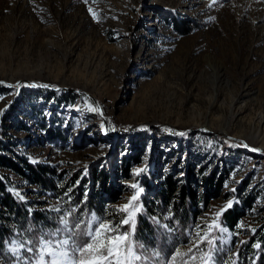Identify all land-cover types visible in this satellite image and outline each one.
<instances>
[{"label": "rangeland", "instance_id": "374dc122", "mask_svg": "<svg viewBox=\"0 0 264 264\" xmlns=\"http://www.w3.org/2000/svg\"><path fill=\"white\" fill-rule=\"evenodd\" d=\"M52 122L62 137L41 126ZM0 153L52 169L55 190L0 173L54 223L73 210L119 221L138 184L137 218L147 210L167 235L172 209L155 192L170 177L176 194L190 164L207 200L175 247L194 248L215 219V264H255L245 250L254 238L259 250L264 228V0H0ZM229 202L242 209L234 230L221 220ZM14 232L5 248L20 264L11 249L27 240ZM210 251L205 241L194 263Z\"/></svg>", "mask_w": 264, "mask_h": 264}, {"label": "trees", "instance_id": "16d2710c", "mask_svg": "<svg viewBox=\"0 0 264 264\" xmlns=\"http://www.w3.org/2000/svg\"><path fill=\"white\" fill-rule=\"evenodd\" d=\"M186 28L188 30L191 29L184 23L182 29L184 30ZM41 126L46 127L45 129L47 135L51 139L55 138L56 136H61L60 131L55 129L53 122L50 123V125L41 124ZM135 145L136 144H134V146ZM135 156L136 154L129 156V161L134 159ZM20 162L21 164L17 163L10 156H6L0 153V166L14 170L16 173L21 174L22 176L27 178L31 183L39 184L40 186H43L48 190L56 189V185L50 176V173H52L53 171L48 165L31 163L26 158H21ZM189 166L190 164L186 165V181L182 182V184L178 186L179 191L176 192V194L175 181L171 180L170 177L166 178V181L164 183L165 188H161V190L155 192V196L159 198L162 203H164L162 210L167 212L168 208L172 209V215L170 217L173 222L172 226L175 229L174 233L167 235L163 230L160 229L159 226L155 225L151 216L147 213L148 211L145 209V218H141V216H139L136 221V238L140 237L139 240H143L142 243L147 250V255L151 254L149 252L151 251V248H157V250L161 253V264H163L164 261H168L169 264H172L171 255L175 253V250L177 249L175 246L178 245L177 243H180V239H187L186 232H188L187 230L195 219L197 204L200 203L202 206L206 205L207 190H205V193L201 196H197L190 186V176L192 175V172ZM109 177L110 175L103 176L101 178L102 189H107V187H105L107 186L105 183L106 178L107 180H109ZM207 182L205 183L204 181L205 184L209 185ZM9 185L10 184L8 180L4 175L0 173V205L5 208V212H3L4 215L0 214V259L5 261L6 264H10L14 260V256H12L6 250L5 241H8L13 236H16L14 232L15 230L18 232V235L22 234V236H24V238L27 240V242L24 243L25 246H31L34 248L33 253H29L25 249H23L22 255L26 258V260H28L32 259V256L35 255V249L38 247V245L35 244V241L41 234L40 229L42 227L45 229H55V227H57V224H55L50 219L51 212L47 211L49 214L46 216L42 214V211L32 208V206L25 202V200L21 199V197H19V195H17L14 190L10 189ZM149 187L153 188V185H149ZM108 191L109 193H111V190ZM177 197L178 199H176ZM91 199L92 194H90L87 197L86 201L79 206V209L81 211L88 212L92 208V206H94L92 205ZM241 212L242 209H240L237 204L231 205L221 215L222 224L227 226L231 230H234L235 225L242 214ZM74 216L77 218V212L74 213ZM29 227H32L33 231H28ZM216 233L217 232H215L214 234ZM258 233L259 238H257L258 240L256 242L260 244V247H258L259 250H256L254 246L255 238L253 241L249 240L251 242L246 246L247 249L245 250V257L248 254L251 258H253L255 256V252L257 251V262L255 264H263L264 228H260ZM30 240L34 242L32 245L28 244V241ZM195 252L187 256V258L194 256ZM221 257L222 255L218 253L217 258ZM199 260L200 261L198 264L202 262L203 256L200 255ZM175 264H182V259L177 258L175 260ZM189 264L195 263L191 260Z\"/></svg>", "mask_w": 264, "mask_h": 264}, {"label": "snow or ice", "instance_id": "6c2138e0", "mask_svg": "<svg viewBox=\"0 0 264 264\" xmlns=\"http://www.w3.org/2000/svg\"><path fill=\"white\" fill-rule=\"evenodd\" d=\"M85 2L87 3V0ZM89 11L92 12V9L89 8ZM87 106L92 111H98V108H93L91 104ZM244 147H247V145H244ZM252 151H257V149H252ZM142 171L144 170L138 169L136 175H139ZM129 187L138 190L129 199L128 204L117 210L119 213H123L119 221L106 223L104 218L92 213L89 220L85 222L76 218L74 216L75 210H73L56 218L57 227L55 229H45L43 227L40 229L41 234L35 241V244L38 245L35 249V259L25 260L20 255L19 249H25L29 253L34 252L33 247H25L23 243L19 244L18 247H13L11 251L17 256L20 264H161V253L159 251L147 255L144 244L135 239L136 220L141 212V209L137 207V201L143 189L138 184H132ZM231 203L229 202L228 207L231 206ZM53 211L59 213L61 209L57 208ZM223 211L224 209L221 210V212ZM220 214L217 213L216 216L219 217ZM157 223L159 222L157 221ZM207 227L208 230L204 232L203 236L197 232L198 240L194 248L183 254L179 249L175 250L172 264H175L177 257L182 255L187 257L200 250L201 244L205 241L211 249L204 257L205 264H215L213 257L222 249L216 247L215 238L208 240L207 237L215 229L225 230L220 228L215 219ZM28 231H33V228L29 227ZM33 243L31 240L28 241L29 245ZM236 256L238 258L239 253ZM191 259L195 261L196 257L191 256ZM163 264H169V262L164 261ZM182 264H188V261L182 260ZM232 264H236V261L233 260Z\"/></svg>", "mask_w": 264, "mask_h": 264}]
</instances>
